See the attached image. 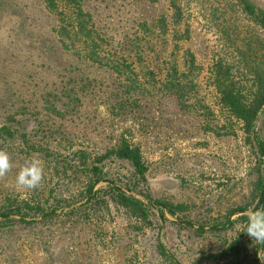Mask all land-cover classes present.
<instances>
[{
    "label": "rangeland",
    "instance_id": "obj_1",
    "mask_svg": "<svg viewBox=\"0 0 264 264\" xmlns=\"http://www.w3.org/2000/svg\"><path fill=\"white\" fill-rule=\"evenodd\" d=\"M251 1L264 9V0ZM133 6L127 21L106 19L111 31L120 25L129 32L131 19L150 20L166 2ZM190 24L187 45L202 64L213 38ZM53 25L40 0H0V125L15 128L12 139H0L14 165L0 179V210H8L0 215V264H264L260 243L245 231L261 173L252 135L264 144V103L253 134L246 133L216 102L206 64L187 75L192 89L182 102L152 81L162 74L145 64H130L143 84L137 86L106 66L77 61L59 47ZM120 37L112 33V44ZM163 55L182 61L168 49ZM127 57V63L136 60ZM121 139L139 148L144 179L109 156L98 163L104 178L81 196L84 170L69 168L72 152L83 150L92 160ZM34 154L45 161V179L25 192L15 177ZM108 188L148 206V217L113 205ZM155 199L181 208L161 214ZM237 207L244 209L233 214Z\"/></svg>",
    "mask_w": 264,
    "mask_h": 264
},
{
    "label": "trees",
    "instance_id": "obj_2",
    "mask_svg": "<svg viewBox=\"0 0 264 264\" xmlns=\"http://www.w3.org/2000/svg\"><path fill=\"white\" fill-rule=\"evenodd\" d=\"M40 1L54 17L52 31L61 49H68L69 55L77 61H90L110 68L116 73L118 80L127 79L129 85L132 82L137 86L143 85L136 79V74L134 76L130 67V64L137 66V63H142L162 74L159 79H155L154 75L151 77L161 90L176 94L182 102H186L192 89V80L187 75L192 70H198V66H203V63L206 64V80L212 84L216 102L239 122L244 132L253 134L255 116L264 103V9L251 0H165V11L150 17V20L149 17L139 20V15L131 19L126 24L129 32L120 28V25L111 31L106 25V19L112 17L115 23L127 21L126 13L132 14L130 7L133 4H151L156 0ZM101 8L104 10L99 11ZM192 20L198 23L197 29L202 34L208 33L213 38V44L207 47L206 62L203 61L202 64L196 61L194 52L187 45L192 31ZM112 33L121 35L113 44ZM166 49L169 50L170 57H182V61L162 57ZM130 54L136 60L127 63V56H131ZM14 130L9 124H1L0 139L3 142L12 139ZM252 139L262 157L261 173L253 188L256 200L252 211H255L264 209V144L254 134ZM109 156L127 162L131 175L136 180L144 179L146 168L139 148L124 139L104 155L92 160L85 151L76 150L69 159V168L78 172L83 166L81 171L84 170L85 176L80 187L81 196L93 193L94 183L104 178L98 163ZM105 191L107 200L113 205L122 206L137 218L148 217V206L133 196L125 195L114 188ZM100 196L97 194L92 198L98 200ZM151 202L161 214L162 210L174 214L181 208L180 204L158 199ZM25 207L36 214L42 212L39 205ZM243 209L237 207L231 211L237 214ZM6 213L8 210H0V215ZM159 247L161 248L160 244ZM259 248L264 251V243H260ZM172 264L177 262L173 261Z\"/></svg>",
    "mask_w": 264,
    "mask_h": 264
},
{
    "label": "clouds",
    "instance_id": "obj_3",
    "mask_svg": "<svg viewBox=\"0 0 264 264\" xmlns=\"http://www.w3.org/2000/svg\"><path fill=\"white\" fill-rule=\"evenodd\" d=\"M14 165L9 153L0 149V179L5 178ZM45 179V161L39 155L29 157L15 177V186L25 192L35 191ZM247 234L258 243H264V209L251 211L246 225Z\"/></svg>",
    "mask_w": 264,
    "mask_h": 264
}]
</instances>
